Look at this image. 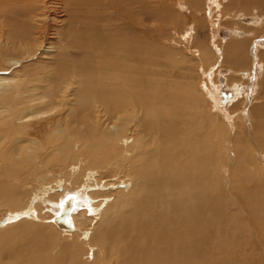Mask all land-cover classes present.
<instances>
[{"label": "bare ground", "instance_id": "1", "mask_svg": "<svg viewBox=\"0 0 264 264\" xmlns=\"http://www.w3.org/2000/svg\"><path fill=\"white\" fill-rule=\"evenodd\" d=\"M45 1L0 0V27L5 29L8 20L15 19L8 35H14L26 53L31 50L28 41L37 23L49 22ZM117 1L120 7L114 12L123 20L111 21L109 17L101 24V0H60L58 13L50 17L58 33L69 36V42L65 41L68 50L60 56L72 64L58 66L45 86L38 88L43 90L36 93L29 87L7 91L6 86H0V206L10 208L9 215L0 219V264H91L80 257L83 247H88V257L97 258L96 249L113 244L119 249L118 264H264L260 248L264 243L263 177L257 179L241 168L237 173L239 190L232 189L242 206L248 204L249 222L233 212L230 195L221 185V148L231 152L225 162L230 168L233 159L238 158L241 165H248L249 160L248 152L234 141L230 116L220 112L221 120L206 122V113L200 112V101L189 83L180 87L164 77L159 72L164 65L161 56L152 59L141 54V45H150L137 35L145 28L144 20H159L155 16L161 7L168 8L163 13L166 21L184 17L174 15L167 0ZM173 1L184 12L186 8L201 12V0H185L183 5ZM220 1L226 8L235 7L234 12L244 10L245 18L252 13L255 20L249 26L264 27V0ZM23 20L33 23L24 28ZM240 31L234 32L225 47L216 48V53L230 55L234 65L238 57L245 56L241 48L247 55L250 49ZM4 35L0 45L4 42L8 47ZM15 47L9 45L8 49L14 52ZM263 49L261 45L253 47L251 59L256 51L262 58ZM158 50L163 56L170 55L163 46ZM257 66L258 73H263L264 68ZM0 80L8 86L16 82L5 77ZM205 93L208 101H217L215 92ZM36 103L48 107L53 114L50 123L55 122L41 141L33 137L27 124L45 113L31 112ZM255 111L256 116L250 113L251 126L257 124L259 130V108ZM222 121L228 131L224 140L217 133ZM128 125L134 126L132 137L122 138ZM219 139L223 140L221 148ZM6 147L8 151L3 149ZM24 163L34 177L32 186L22 180L23 175H17ZM111 165L129 175L133 188L118 192L112 202L109 198L100 202L94 169ZM60 167L61 172L54 175L52 168ZM233 179L228 183L234 184ZM24 196L28 198L22 202ZM67 211L71 223L59 225L57 220L62 216L66 220ZM84 219L87 224L82 225ZM84 226L89 230L77 236ZM55 229L77 236V240L64 241L57 250L56 233L60 232Z\"/></svg>", "mask_w": 264, "mask_h": 264}, {"label": "rangeland", "instance_id": "2", "mask_svg": "<svg viewBox=\"0 0 264 264\" xmlns=\"http://www.w3.org/2000/svg\"><path fill=\"white\" fill-rule=\"evenodd\" d=\"M59 1L60 0L45 1L46 2L45 5L47 6L46 13L48 14L47 21L49 22H45L41 24L37 23L39 24L38 26H40L41 28H38L37 26L36 32L31 34L30 37L31 40L28 39L29 40L28 45L30 46L29 47L27 46V48L31 47L30 48L31 50H29L31 53L30 52L26 53L21 49L22 47L20 46V42L17 38L14 37V35L12 34L8 35V31L11 30L12 26L15 24V19L14 20L12 18L9 19L8 20L9 22L7 23L5 29L0 27V36H2V34L4 35L5 33L7 34V37H10L7 39L6 35H4L5 37L3 36L4 40H9L8 47L4 45V42L2 43V45H0V79H2V77H5L8 78L9 80L11 79L16 80V82L10 83L9 86L6 81L3 82V80L2 81L0 80V86L3 87L6 86L7 91H11L12 89L14 90L16 87H20L21 90H25L29 87L32 90V92L36 93L37 92L36 90H43L38 88L43 85L45 86L47 79L50 78L48 77V75L52 74V71L56 70L58 66H66L68 62H69L68 65L72 64L71 61H68L65 58L61 59L60 56L62 53L64 54L68 50V47H66V45L69 46V43L66 42H69L68 41L69 38H67L69 36H67L68 34L65 36L63 32L59 34L58 26L54 25V23L52 24V17H50L53 16V14L58 13V10L60 8L58 4ZM172 1L173 0L166 1L170 5L168 7L171 9V11L174 10L173 11L174 15L178 17L180 16V14H182L184 18H181L180 20L176 19L175 21H170V20L166 21L165 17L163 16V13L168 8L161 7L160 9L156 10L157 16H155V18L156 19L159 18V20L155 21L154 23L148 20H144V22L146 23L145 24L146 31L145 32L143 31L145 29L144 28L141 31H139L137 35L140 41H147L150 43V45L143 44L144 48L141 45L142 57L157 59L159 56H161L162 59H164V65L162 67L163 70L160 69L159 72L163 73V75H165L164 77L170 79V81H175L180 84L181 83L184 84V82L186 84L189 83L188 87L192 90V94L197 96V98L200 101L198 103L199 106H201V107L198 106L200 112L206 113L205 115L206 122H208L210 119H214V121H216L215 119H217L218 121L221 120L220 117L218 116V114L220 115V112H223V114H225L226 117L227 115L230 116L229 117L231 121L230 123H232L233 128H235L234 129L235 133L233 136L234 141L236 142L237 145L240 144V146H242L243 149L246 152H248L249 160H248V165L247 164L241 165L240 162L238 161V158L237 160L233 159L232 162L233 164L231 165V168L228 165H226L228 163L227 158L230 159L228 156L231 155V152L226 151L221 147L223 145V140L227 136L228 131L226 130L227 127L223 123V121L220 123V125L218 124L217 133H219L220 136L218 138L221 139L223 138L222 141H220L219 139L218 142L221 150L223 151L219 161V164L222 165L220 169L221 171L219 172L222 175V176L220 175V177L223 181V182L221 181V185L224 188L225 192L230 195L229 197H230V202L232 204L231 207L233 209V212L241 214L244 217V219L249 222L247 218L249 216L247 212L248 204H245V206L241 205V203L238 201V194H235V192L233 191L234 190L233 186L236 189V191L239 190L237 186L239 181L237 177H239V175L237 173H240L239 169L241 168L244 170H249V172H251L254 175V177H256L257 179L258 176H262L264 181V142H262L264 140H261V138L264 139V72L258 73L257 71L258 64L259 66L261 65L262 68H264V49L262 50L263 51L262 53L263 55L261 56L262 58H259V55H257L258 54L257 51L255 54L254 53L252 54V56L254 55L252 57L254 60L251 59L250 56L251 49L253 47H257L259 45L264 47V27L262 28L260 27L261 29L260 28L257 29V28H253L252 26H249V24L253 22V19L255 20V18H253L252 13H248L247 14L248 16L245 18L243 13L244 10L240 9L239 11L234 12V10L236 9L235 7L230 6L231 8L230 7L226 8L224 3L220 0H209V1L201 0L198 7L199 10H201L200 13L195 12L194 10L192 11L191 8H186L184 12L183 9H181L178 4L175 5L174 3L175 1L173 2ZM184 2L185 0H181V2L179 0V3H181L182 5L185 4ZM101 3H102L101 9L103 14V19L99 21L101 22V24H106V19L109 17H111V21L112 19L113 20L115 19L119 22H121L120 20H123V18L118 19V17L114 12V9H116V7H120L119 1L101 0ZM213 6L215 7V9L212 8ZM243 8L247 9L248 6H245ZM261 10H264V8L261 7ZM247 11H250V7L247 9ZM59 13H60L59 15L64 14V12H60V11ZM213 13L215 16L213 15ZM218 15L221 17L223 16L221 21L218 20ZM16 18L18 19V17ZM30 23L33 22H30V20H28V22L27 21L25 22L23 20L22 27L27 28L30 25ZM19 25L21 24L18 23L17 27ZM50 27L51 30H49ZM242 27L244 28L242 29ZM84 30L85 29H83V31ZM239 31L241 32V35L246 36L244 37L245 39H248L245 45H247V47H249L250 49L248 50V55H247L246 49L241 48V51H244L245 56L238 57L237 58L238 64L234 65V62H232L233 60L231 59L230 55H225L224 52L222 54L216 53V48L218 46L225 47L229 43V41L234 38L232 36L234 35V32H239ZM185 34L186 35L188 34L190 37L186 36ZM183 35L185 37H183ZM79 36L82 37V35ZM61 37H63V39H61ZM23 40L24 39H22L21 41ZM9 45L10 46L12 45V47L16 46L14 52L8 49ZM148 45L150 49L149 47L148 49H145V47ZM151 45L154 46L151 47ZM41 46L43 47L41 48ZM162 46L166 49V51L170 53V55L163 56L164 54L159 53L158 49L161 48ZM22 51L24 52V54ZM223 54L225 58H223ZM21 55L23 57H21ZM20 57L22 60L19 59ZM16 60H18L19 62H16ZM259 60L261 61V63H259L260 62ZM258 76H260L259 79ZM182 84L180 87H183ZM234 84L235 86H233ZM236 86H238V89L235 88ZM204 89L206 91H213V93L215 92L214 94L217 96L216 99L218 103L216 101L213 104L211 103L213 101L210 100L208 101L204 97V95L206 94L205 93L206 91ZM234 89H236L238 92H236V90L234 91ZM22 103L25 104V102ZM217 104H219L218 105L219 109L216 108ZM2 105L3 104L0 103V106ZM36 105H34L33 109H31L32 111L29 110L26 112L30 113L31 111L34 113V111H37L35 113H39L40 111H42L45 113L38 115V117H36L34 120L31 119L27 124L31 125L30 129L34 133L33 137H35L36 139L39 138L38 140L41 141L42 137L44 138L46 136L45 132L47 131V128L50 125L52 126L55 122L50 123L49 118L53 114L52 115L50 114L51 112L48 110V107L42 104H40L41 106H39L37 103ZM257 108H259L258 114H260V116L258 117L260 122L259 130L257 129V124L251 126V121H250V113H254L255 115L256 112L255 109ZM46 112L49 113L47 114ZM261 116L263 118H261ZM133 128L134 126L128 125V127L124 129V132L122 133V138L132 137L130 133L133 130ZM230 133L232 132H229V134ZM257 133L258 135H256ZM21 136L22 135H19V137ZM256 136L257 137L259 136L258 140L260 142L257 141ZM76 142L78 143V141ZM8 147L3 149H7ZM224 147H225V143H224ZM5 151H8V149ZM80 151L79 153H81ZM74 154H76L75 155L76 157L74 156L73 160H76L75 158H77V152ZM84 156L85 155H83V157ZM85 158L88 157L85 156ZM25 164L27 163L23 164L21 168L22 169L21 172L18 173L17 175H21V176L23 175L22 180L26 184L33 185V183H35L34 177L33 175H30V173H28V167ZM62 166H64V164ZM70 166H73V164L71 165V162H70ZM225 167H227V171L224 170ZM52 169H53L52 173L55 175L58 171L61 172V169L63 168L60 167L59 169L58 168L57 169L52 168ZM94 170H96L97 172L95 173L94 177H96V182L98 181L97 190L100 191L96 193H97V199H99L100 202L102 198H109V200L112 202L114 196L118 192H122V193L126 192L125 190L127 189V187L128 188L130 187L131 188L130 190H132L133 188L132 185L130 184L131 181L129 175L127 176L126 173L122 169L117 168V166L115 168L113 165H111L109 167L107 166L103 170L101 168L100 169L95 168ZM230 177L231 178L234 177V179L232 180V182L234 181V184L228 183ZM17 186H19V184H17ZM102 186L108 188L102 190L101 189ZM228 186H230V188H228ZM261 192L262 195L264 196L263 183L261 187ZM27 198L28 197L24 196L22 202H25ZM239 208L244 213H241ZM9 209L10 208L8 206H0V219L2 218L4 219L9 215L8 214L10 213ZM80 213H85V212L83 211ZM98 222L99 221H95V224H97ZM80 223L82 225L85 223L87 224V220L84 219ZM89 226L92 227V225ZM88 228H89L88 226H84L82 229L79 230L77 236L82 235V232H84V230H89ZM55 230L57 232H60V235L55 232L57 237L56 238L57 239L56 246L58 247L57 250L64 241L67 240L72 241L73 238L77 240L76 235H75L76 237L74 236L71 237L67 234L66 235L61 234L62 231L58 229ZM107 248L106 249L103 248L101 250L96 249L95 255L98 254V257L93 258L92 256L88 257L87 255L89 251L88 247H83L80 251V257L84 262L88 261L91 264H118L119 262L118 258L120 255L119 253H117L119 250L118 246L113 244V247L108 246ZM260 248L264 252V243L260 245Z\"/></svg>", "mask_w": 264, "mask_h": 264}, {"label": "water", "instance_id": "3", "mask_svg": "<svg viewBox=\"0 0 264 264\" xmlns=\"http://www.w3.org/2000/svg\"><path fill=\"white\" fill-rule=\"evenodd\" d=\"M69 215V212L67 211V218H66V220H64V217H63V219H62V217L61 218H59L58 220H57V222L59 223V225H69L70 223H71V219H70V217L68 216Z\"/></svg>", "mask_w": 264, "mask_h": 264}]
</instances>
